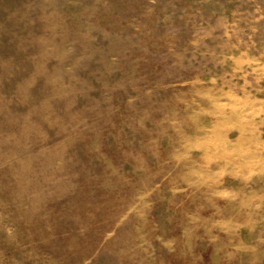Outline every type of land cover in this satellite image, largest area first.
I'll use <instances>...</instances> for the list:
<instances>
[{
  "label": "rangeland",
  "instance_id": "obj_1",
  "mask_svg": "<svg viewBox=\"0 0 264 264\" xmlns=\"http://www.w3.org/2000/svg\"><path fill=\"white\" fill-rule=\"evenodd\" d=\"M256 99L264 0H0V264H264Z\"/></svg>",
  "mask_w": 264,
  "mask_h": 264
},
{
  "label": "crops",
  "instance_id": "obj_2",
  "mask_svg": "<svg viewBox=\"0 0 264 264\" xmlns=\"http://www.w3.org/2000/svg\"><path fill=\"white\" fill-rule=\"evenodd\" d=\"M257 117L264 119V100H261L260 102H258L257 99L255 101H250V105L247 107V109H244L242 114H240V122L237 125L239 126L240 131L239 135L237 136V141L241 143V147H243L242 143H250V179L255 181L257 184L255 188H252L255 190L261 188L264 189V183H262L261 186H258V182H261V179L264 178V166L262 164L264 163V153L261 155V151H264V146L263 149L258 148L259 142L264 143V130L263 128L260 131L258 130V124L255 121V118ZM254 164L255 166H252ZM258 179L260 180L258 181Z\"/></svg>",
  "mask_w": 264,
  "mask_h": 264
}]
</instances>
